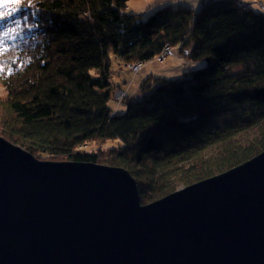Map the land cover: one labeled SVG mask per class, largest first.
<instances>
[{
  "label": "trees",
  "instance_id": "1",
  "mask_svg": "<svg viewBox=\"0 0 264 264\" xmlns=\"http://www.w3.org/2000/svg\"><path fill=\"white\" fill-rule=\"evenodd\" d=\"M192 1L144 18L127 0H23L0 22L18 33L0 56V136L38 159L124 168L143 204L264 152V0ZM167 45L204 65L145 77L114 114L113 57L177 68Z\"/></svg>",
  "mask_w": 264,
  "mask_h": 264
},
{
  "label": "water",
  "instance_id": "2",
  "mask_svg": "<svg viewBox=\"0 0 264 264\" xmlns=\"http://www.w3.org/2000/svg\"><path fill=\"white\" fill-rule=\"evenodd\" d=\"M0 264H264V152L143 204L124 168L0 136Z\"/></svg>",
  "mask_w": 264,
  "mask_h": 264
},
{
  "label": "rangeland",
  "instance_id": "3",
  "mask_svg": "<svg viewBox=\"0 0 264 264\" xmlns=\"http://www.w3.org/2000/svg\"><path fill=\"white\" fill-rule=\"evenodd\" d=\"M187 1L189 3H191L192 0H187ZM196 1L199 2L201 0H196ZM245 1L253 2L255 0H245ZM179 2H181V1L176 0V1H169V2L165 3L162 0H152V2H149V0H127V9L126 10L130 14H139V15H142L144 18H147L150 15H152L153 13H155L156 10L165 6L166 4L173 3L174 5H178V4H180ZM193 2L194 1H192V4H193ZM184 3H186V1H184ZM197 6H198L197 3L193 4V7H195V9ZM0 22H2V21H0ZM2 23L4 24V22H2ZM0 25H1V23H0ZM0 34H1V28H0ZM165 47L163 48V50L165 49ZM170 47H171V50L174 48L171 45H170ZM163 50L161 51V54H162ZM174 50H175L176 56L173 57V59H176V60H177V58L179 59L178 67L174 68L175 65L173 63L169 64V62H164L161 65L155 64L153 62L148 63L145 66V70L136 79V83L131 88L130 94H133L136 91V86L137 85L139 86L141 84V82L143 81V79L145 77L147 78L148 76H151V74L154 75L155 77H162V78H164V77L182 78L183 73L185 71L192 70V69H198L202 65H204V63H202L201 61H193V60L187 59L186 55L180 53L179 47H175ZM182 60H184L183 63L181 62ZM117 61L114 60V57H113V60H112V71H113V73H112V75L114 76V78L116 77L118 79L117 84H119L120 82H123L126 84V82H129L132 79V73H128L125 70L124 66L120 67ZM160 66H161V68H160ZM156 72H158V73H156ZM120 73H121V75H120ZM111 105L112 106L114 105L113 100L111 101ZM122 106L124 108L125 104H123ZM113 142H117V141H113ZM40 160H42V159H40ZM42 161H46V160L43 159ZM183 188H185V187H183ZM180 189H182V188H180Z\"/></svg>",
  "mask_w": 264,
  "mask_h": 264
},
{
  "label": "bare ground",
  "instance_id": "4",
  "mask_svg": "<svg viewBox=\"0 0 264 264\" xmlns=\"http://www.w3.org/2000/svg\"><path fill=\"white\" fill-rule=\"evenodd\" d=\"M162 1L167 3L169 1H176V0H168V1L167 0H162ZM170 4L175 6L173 3H170ZM118 64H119L120 67L124 66L125 70L128 73H132V79L129 82H126V84L128 83L127 85L125 83H123V82H120L119 84H117L118 79L116 77L114 78L112 73H110V79H111L112 82L115 83L114 87H113V92H112V99H113L114 102H116V107L114 108V112H113L114 114L121 111L120 108L122 107V105L125 103V101L128 98L137 96V93H135L134 95H130L131 88L135 85V83H136L135 81L137 79V75L139 74V72L141 70H145L144 65L146 63L142 62V61H139V62H135L134 66H128V65H126L124 63H120V62H118ZM219 175H221V174H219Z\"/></svg>",
  "mask_w": 264,
  "mask_h": 264
},
{
  "label": "snow or ice",
  "instance_id": "5",
  "mask_svg": "<svg viewBox=\"0 0 264 264\" xmlns=\"http://www.w3.org/2000/svg\"><path fill=\"white\" fill-rule=\"evenodd\" d=\"M152 2V0H149ZM23 0H0V21L5 20L6 18L13 17L18 12L21 11V5ZM29 5L31 0H28ZM27 20V16L24 17ZM20 21L17 20L16 24L19 25ZM18 35L16 28H8L5 32L0 34V56H2L7 49L4 47V39H15ZM3 71V68H0V72Z\"/></svg>",
  "mask_w": 264,
  "mask_h": 264
},
{
  "label": "built area",
  "instance_id": "6",
  "mask_svg": "<svg viewBox=\"0 0 264 264\" xmlns=\"http://www.w3.org/2000/svg\"><path fill=\"white\" fill-rule=\"evenodd\" d=\"M171 47L169 46V45H167L166 47H165V49L163 50V52H162V56L161 57H165V56H167V55H170L171 54ZM160 57V58H161ZM135 65V63H130V64H128V66H134Z\"/></svg>",
  "mask_w": 264,
  "mask_h": 264
}]
</instances>
